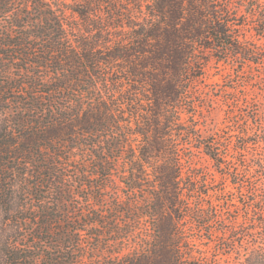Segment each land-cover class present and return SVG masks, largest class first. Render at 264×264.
<instances>
[{"label": "trees", "instance_id": "16d2710c", "mask_svg": "<svg viewBox=\"0 0 264 264\" xmlns=\"http://www.w3.org/2000/svg\"><path fill=\"white\" fill-rule=\"evenodd\" d=\"M211 59L264 68V0H0V264H264V117L204 134Z\"/></svg>", "mask_w": 264, "mask_h": 264}, {"label": "rangeland", "instance_id": "374dc122", "mask_svg": "<svg viewBox=\"0 0 264 264\" xmlns=\"http://www.w3.org/2000/svg\"><path fill=\"white\" fill-rule=\"evenodd\" d=\"M64 1L69 4L74 3L77 0H59ZM79 1V0H78ZM236 63L233 61L224 63H218L215 59H211L206 72V77L200 79L197 83L193 85L194 91V103L196 105L203 104V108H197L198 111L202 110V116L204 124L206 125L205 135L217 132L222 134L225 138H228L232 144L238 139L235 134L242 132L251 138L255 139L254 134L257 132L255 125L252 120H249L250 127H247L240 118V125H235L232 121L233 117V107L227 105L226 100L230 99H244L247 102L245 106V111L250 114V116H257L256 120H261L264 117V68L263 66L253 65L252 67L246 66L243 69L242 77H237V67ZM246 80L245 85L242 87L240 81ZM237 112L234 113L236 116ZM247 131V132H246ZM244 132V133H243ZM264 145V143H263ZM234 157L245 158L248 162H252L255 154L261 153V148L258 146H251L244 151V153L232 152ZM201 162L208 167H212V162L208 157L202 156ZM249 181H253L252 179ZM229 185H231L228 182ZM251 183H249L250 185ZM250 196L248 193H243V195H238L242 202L247 201V197ZM235 197V196H234ZM252 198V197H251ZM241 210H234L233 216L239 215L240 220L244 221L248 214H253L251 211H247L243 204L240 205ZM226 222L229 223L231 216H225ZM252 241V237L249 241L244 242L242 245V250L244 254V249L248 246V243ZM260 245L264 247V240L260 241ZM241 246H238L240 248ZM234 257L233 259H237ZM227 260L226 262L221 261L219 264H235L236 260Z\"/></svg>", "mask_w": 264, "mask_h": 264}]
</instances>
